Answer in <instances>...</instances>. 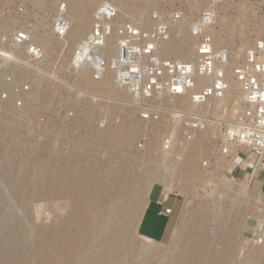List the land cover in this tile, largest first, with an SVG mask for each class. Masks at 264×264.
Returning a JSON list of instances; mask_svg holds the SVG:
<instances>
[{"label":"rangeland","instance_id":"rangeland-1","mask_svg":"<svg viewBox=\"0 0 264 264\" xmlns=\"http://www.w3.org/2000/svg\"><path fill=\"white\" fill-rule=\"evenodd\" d=\"M59 1L0 0V254L10 250L9 245L4 242L6 231L23 224L27 231L26 245L31 255L26 264H37L35 251L38 240L43 231L45 233L46 229L65 218L69 203L79 191V183L74 182L72 189L64 196H57L54 190L41 187L35 188L37 192L40 191L38 194L35 192V196L23 198L19 194L34 188L29 185V179L36 177L35 166L42 160H52L51 153L47 154L48 148L44 149L49 143L57 149L61 163L70 160L67 157L71 150L69 140L77 139L83 134V128L77 125L74 119L88 115L92 129L102 130L98 140L87 138V143L81 146L77 156L69 162L76 179L86 172L93 175V180L87 186V191L91 194L94 193L98 181L115 180V168L118 165L124 168L126 166L124 176L130 179L142 169L150 147L160 156L162 139L171 130L178 142L182 141L183 137L178 128H173L171 117L162 116L154 122L140 120L139 110L132 98L128 93H120L125 90H121L114 83V90L105 92L100 89L98 82L85 85L80 82V75L73 78L69 63L72 48L78 39L75 38L69 41L68 45L61 47L51 27ZM114 1L119 3L121 19L130 18L144 25L149 24L148 19L153 11H158L171 21L179 15L181 18L174 22L181 23L195 20L201 12L209 8L215 10L217 21L233 17L234 30L225 34L224 44L219 45V48L226 47L230 50L232 65L243 57V49L250 46L264 30V0ZM191 4H196L197 9H192ZM84 9L82 17L91 23L95 6ZM172 25L173 22L170 30L174 32L175 27ZM90 27L89 25L81 34L87 32ZM183 27L189 34L188 26ZM21 28L27 29L33 40L43 46L44 54L41 60L33 61L22 51L9 52L10 38ZM160 55L179 58L172 54ZM109 76L111 77V74ZM156 105L172 108L169 101L158 102ZM130 107L131 115L128 113ZM219 115L217 118L211 117L219 135L211 141L202 142L193 167V177L189 182L183 180L184 175L178 171H172L173 174L167 179H163L164 176L161 175L151 178L153 184L159 183L166 189L171 188L170 190L181 198L182 205L173 231L175 243H171V239L165 243L152 242L138 234L136 225L147 197L144 192L139 191L141 187L136 186V194H139L142 203L138 208L135 223L126 220L133 246L148 247L152 250L149 257L144 259V264H164L166 261L169 264H223L220 262L224 254L221 244L223 238L220 239V235L224 232L226 233L222 236L226 237V234L228 240L233 243L231 254L235 252L231 257V264H257L251 254L255 249L254 242L264 234V198L256 203L257 205L254 204L255 192H258L255 184L248 186V197L228 191L239 180L231 172V168L229 169V164L227 165L230 160L218 161L213 158V154L222 137L223 123L227 120L233 121L236 117L227 118L226 108H221ZM214 123L209 122L206 126L212 127ZM130 125H136L137 130L128 131ZM124 133L128 134L122 136ZM152 135H155V140L149 141L148 138ZM182 154L176 148L171 153V158L182 161ZM129 189H132L131 186ZM137 196L136 199H139ZM62 202L66 203L64 207L59 205ZM234 206L238 210L237 217L229 216L230 219L227 220L226 210ZM250 213L254 216L251 215L252 217L247 219L245 227L243 218ZM234 220L237 224H234ZM188 242L195 243L197 248H205L208 253L205 252L206 262L204 259L200 262L196 258L194 260V256L190 257L191 253L179 256V252L186 249L183 247ZM202 244L208 245L209 252L208 247ZM62 252L67 255L66 245L62 247ZM2 260L0 264L7 262ZM115 262L131 264L132 259L120 255Z\"/></svg>","mask_w":264,"mask_h":264},{"label":"bare ground","instance_id":"bare-ground-1","mask_svg":"<svg viewBox=\"0 0 264 264\" xmlns=\"http://www.w3.org/2000/svg\"><path fill=\"white\" fill-rule=\"evenodd\" d=\"M66 1L67 4L65 6V11L66 16L69 20V27L65 35L58 36L55 34V38L56 40H58L59 44H61V47H63L64 45H68L69 41H73L75 38L76 40L79 39L82 35L81 33H83L89 25L91 26L92 22L89 23L82 17V15L84 13L85 7H92L93 5L96 7L97 5V0ZM59 2L56 5V13L59 9ZM114 4L118 9H120L119 3L116 2ZM191 8L197 9V5L191 4ZM192 22V20H188L182 23L173 22L172 26L175 27V33L171 32V30L169 29L170 34L168 39L162 40L158 43V55L172 54L174 55V57H179L174 59L191 60L195 56L194 47L196 42L195 37L190 34V26ZM183 25L186 26V28L188 26L189 34L185 32V27H183ZM234 25L235 19L233 17L225 18L219 21H217V18H215V24L209 32L213 37V44L216 49L220 47L219 45L224 44L225 40L223 36L228 32L232 33L234 30ZM52 31H54V29ZM115 39L116 37L113 33L108 38L107 50L110 53H113L115 51ZM58 42L56 41V43ZM245 50L246 48L243 49V52H245ZM231 65L232 62H230V66ZM229 70L228 73L230 74L231 72ZM109 74L110 73L104 75L100 82H98L100 89L105 92H111L112 90H114L113 82ZM79 75L81 76H79L81 78L80 82L85 85H89L94 82L91 79L90 72L87 71L86 68L83 69ZM120 93L126 94L127 92L120 91ZM242 100L243 96L239 90V87L237 86V84L231 81V90L225 99H222L220 101H213L207 105H200L198 107L200 110L208 109L207 111L210 117L214 118L220 117V115L218 116V112L221 108H226L227 118H231L233 116L237 118L239 112L243 108ZM176 101L180 103L183 102L187 106H192V104H190L188 102V99L185 97H177ZM131 108L132 107H130V110L128 111L130 115L132 111ZM74 121L75 123L77 122V125H80L83 128V134L79 135L77 139L72 138L69 140L71 150L69 155H67L68 160H71L73 157L77 156V153L79 152L81 146L87 143V138L92 141H96L101 137L102 131L98 128H96L95 130H93L94 128L92 129L91 120L88 115H83V117L79 119L76 118V120L74 119ZM209 122H207L206 125ZM211 123L214 122L212 121ZM206 125L203 129L195 131L193 133V137H191L190 139L182 137V141L178 142V139L175 138L173 140V146L171 150L164 151L163 149H161L162 154L160 156L156 155L152 147H150L149 153L145 159V163L142 169L133 174L130 179L124 176V170L126 166L124 168L123 166L118 165L115 168V180L103 179L101 181H98L95 184L96 188L94 193L92 194L87 191V186L89 185V182L93 180V175L86 172L85 174H82L81 177L76 179L74 177L75 172L70 168L69 165L70 160L61 163L58 159L59 153L53 146V144H45L47 145V147L44 149L48 148L49 151L47 154L51 153V155L53 156L52 160H42L35 166L36 177L29 179V181L31 182V184L29 185L33 186L34 188H31L30 191L22 192L19 195L23 198H28L33 195L35 196V192L37 194L38 192H40H37L36 189L38 187H41L50 188L52 191L54 190V193L57 194V196H64L72 189L73 184L76 181L79 183V191L75 194L74 198L69 203V208L65 212V218L61 219L56 223V225L52 226L51 228L46 229L45 233L43 231L41 238L38 240L36 245L35 255L37 256V258L35 261H37V264H116L115 260L120 255H126L130 257L132 259L131 264H144V261L147 257H149V253L152 250L148 247L136 248L135 246H133L129 237L127 225V220H130L131 222H134L136 220L138 216V208L142 203L139 194V199H136L135 197L137 196L135 190L136 186H138V188L141 187L139 191H142V193L144 192L145 196L147 197L153 185V181L151 179L153 176L161 175V177L164 176L162 177L163 179H167V177H169L173 174V172L176 171L184 175L183 180L189 182L193 177V167L196 164L197 156L200 151L199 149L202 142L204 140L211 141L219 135V131L215 126V123L212 127ZM173 128L176 129L174 125ZM135 130H137L136 125L129 126L128 131ZM54 132L57 131L54 130ZM172 132L173 130H171V132L169 133ZM125 134L127 135L128 133H124L122 134V136ZM181 134L182 133L180 132V135ZM148 139L149 141L155 140V135H152ZM176 148H178V151L180 153H183L182 155L184 156V159L182 161L174 160L173 158H171V153ZM231 162L232 159L229 161V163L227 162V165H230ZM234 184L235 186L229 188L228 191H232L235 195H241L245 197L249 196L248 184L244 183V185L239 181L238 183ZM129 186H131V190L129 189ZM170 189L171 188H168L167 191H171ZM255 194L254 204L259 203L261 199L264 198L262 193L255 192ZM59 205L64 207L66 203L62 202ZM235 208L236 207L234 206L232 208H228V210L225 209L227 214L226 212L224 213L228 215L225 216L226 218L228 217L227 220L230 219L229 216L231 218L237 217L238 210ZM255 208L258 209L257 206ZM142 211L139 214L138 221L140 219ZM251 215L254 216L253 213H250L243 218V226L246 227L247 219L252 217ZM235 220L234 224H237ZM222 235H220V239L223 238V243L221 244H223L222 246L224 254L222 255L220 262H222L223 264H231V257L235 254V252L231 254L233 243L228 240L226 234V237ZM26 237L27 231L23 224L7 230L5 233L4 242L7 246L9 245L10 250L5 251L4 254H0V261L1 259H3L6 260L9 264H26L27 262H29V260L31 259V255L29 251L30 249L28 245H26ZM145 239L150 240L147 238ZM175 242L176 237H174V234H172L171 243ZM254 244L256 245L254 251L251 254L252 259L256 261L257 264H264V234L261 238H258L254 242ZM65 245L68 247L67 255H63L62 252V247ZM202 245L204 246V244ZM199 247L197 248V245L195 243L188 242L183 247L184 249H186L179 252V256H186L191 253V258L192 256H194L193 259L196 258L198 262H200L202 259H204V262H206L205 256L208 253L207 251H205V248H201V246ZM204 247H208V245H205ZM213 251H215V249ZM205 252L207 254H205ZM219 254L220 253L218 252L217 255ZM206 259H208V257ZM7 262L5 264H7ZM164 264H169V262L166 261Z\"/></svg>","mask_w":264,"mask_h":264},{"label":"built area","instance_id":"built-area-1","mask_svg":"<svg viewBox=\"0 0 264 264\" xmlns=\"http://www.w3.org/2000/svg\"><path fill=\"white\" fill-rule=\"evenodd\" d=\"M59 3L51 27L56 35L63 36L69 27L67 1ZM114 3L113 0L97 3L90 29L74 44L69 63L73 78L79 77L85 68L94 82L110 73L113 83L132 98L142 121L171 117L174 127L187 139L207 122L214 121L208 109L200 110L198 106L225 99L233 81L242 93L243 108L234 121L223 123L222 137L213 158L225 162L234 159L240 148H246L255 159L251 173H264V30L230 67V50L214 47L209 31L215 24L216 12L209 8L192 20L190 26V34L196 41L195 56L191 60L161 57L157 53L158 43L168 39L171 23L181 17L177 15L171 21L153 11L149 24L144 25L130 18L121 19V10ZM112 33L116 37L115 51L110 53L107 45ZM8 49L13 53L22 51L33 61L41 60L44 54L43 46L24 28L12 34ZM180 96L187 98L192 106L177 102ZM162 101H169L172 108L156 105ZM175 138L174 132L166 135L161 142L162 149L170 151ZM259 191L264 197V192ZM170 211L164 208L163 213Z\"/></svg>","mask_w":264,"mask_h":264},{"label":"crops","instance_id":"crops-1","mask_svg":"<svg viewBox=\"0 0 264 264\" xmlns=\"http://www.w3.org/2000/svg\"><path fill=\"white\" fill-rule=\"evenodd\" d=\"M264 156V152H263ZM254 155L246 148H240L237 155L232 159L229 169L236 178L248 186L256 185L259 190L264 191V173L251 170L254 164ZM180 196L167 189L159 183L152 185L143 211L137 224V232L141 236L157 243L169 242L181 209ZM164 208L171 211L164 214Z\"/></svg>","mask_w":264,"mask_h":264}]
</instances>
